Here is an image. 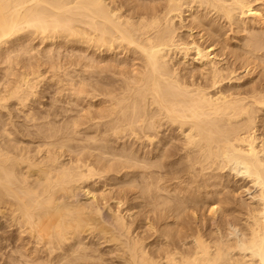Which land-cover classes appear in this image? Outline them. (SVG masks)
<instances>
[{
  "label": "bare ground",
  "instance_id": "obj_1",
  "mask_svg": "<svg viewBox=\"0 0 264 264\" xmlns=\"http://www.w3.org/2000/svg\"><path fill=\"white\" fill-rule=\"evenodd\" d=\"M34 33L104 52L61 63L43 47L67 106L30 107ZM121 52L139 65L118 68ZM0 65V107L21 113L1 111L0 215L42 244L31 262L107 264L97 238L122 264H264V0H0ZM239 180L233 228L226 207L214 231L193 225Z\"/></svg>",
  "mask_w": 264,
  "mask_h": 264
},
{
  "label": "rangeland",
  "instance_id": "obj_2",
  "mask_svg": "<svg viewBox=\"0 0 264 264\" xmlns=\"http://www.w3.org/2000/svg\"><path fill=\"white\" fill-rule=\"evenodd\" d=\"M260 2V1H259ZM258 2V3H259ZM228 33V32H227ZM40 35V34H39ZM28 37V36H27ZM27 37H25V38H22L21 40H20V43L21 44H24V42H25V44H26V42L27 41H29L30 42V45H33V49H34V57H36V60H34V57L32 56V57H30V62H32V64H34V63H37V61L39 60V63L41 64L42 63V66H41V70H42V72H43V76H44V80L45 81H41L43 84H42V87L40 88V86H41V83H39L40 85H39V87H38V85L36 86V89L38 90L39 88H40V90H38V92H37V98H35V100H36V103H35V100H33L32 101V103L30 104V107L32 108V110L34 111H38V110H40L41 108L42 109H46V108H48V106H50V104L51 103H54V104H59V106L58 107H60V106H67L68 104L65 102V100H67V98L65 97V96H63V95H61V94H59L58 93V91H57V88L55 87L56 86V83L54 82V81H52V79H55V76H53L54 78H52L51 76L53 75V73H54V71H51L52 69L51 68H49V67H47L48 66V62L49 61H45V62H42V61H44L45 59L43 58V56L42 57H40V54L41 55H44V54H46V53H50V51L52 50V53H50V55H52V54H54V55H52V58L53 59H55V60H57V58H59V57H56L55 55H59L60 54V58H61V60H60V58L57 60V61H59V62H61V63H63V62H66L67 60L68 61H71L70 59H72V61H73V59H76V57H77V59L80 57V59L82 60V58H83V61H86L87 59H88V57H84V55H87L88 53V55H93V57L95 58H98L97 59V62H98V64L99 65H103L104 64V61H106L107 62V60L105 59H100V58H104L105 57V55H103L104 54V52H98V50H97V52H94V51H96V50H94V51H92V49L90 48V47H87V44L85 45V43H82V42H79V43H74V42H71V44H76L77 46H75L74 45V48L76 49V48H78L77 50H71V53L69 52L70 50V48H71V44H70V42L68 41V43H67V41L65 40V38L66 37H64L63 38V36H62V38L59 36V37H56V38H48V42H46V40H47V38H44V40H42V38H41V36H38L37 34H32V36H31V38H30V40H32V41H30L29 39L27 40ZM51 39V40H50ZM54 39V40H53ZM60 39V40H59ZM24 40V41H23ZM40 40V41H39ZM18 42V43H17ZM16 43L17 44H19V41H17ZM16 43H14V44H16ZM35 43V44H34ZM58 45H57V44ZM24 44V45H25ZM29 44V43H28ZM60 44V45H59ZM64 44V45H63ZM82 44V45H81ZM62 45H63V47H62ZM69 45H70V47H69ZM36 46V47H35ZM46 46V47H45ZM47 46H51V48H50V50H48V47ZM55 46H56V48H57V50H56V48H55ZM59 46V47H58ZM43 47H45L46 48V53H45V48H43ZM66 47V48H65ZM82 47V48H81ZM37 50H36V49ZM56 50V52H55V50ZM63 49H65V50H63ZM82 49V50H81ZM91 49V50H90ZM39 50V51H38ZM60 50V51H59ZM68 50V51H67ZM62 51V52H61ZM67 51V52H66ZM73 51L75 52V55H73L74 53H73ZM78 51H80V53H78ZM33 52V51H32ZM36 52H38V53H36ZM84 52V53H83ZM92 52V53H91ZM48 53V54H49ZM63 53V54H62ZM66 53V54H65ZM87 53V54H86ZM94 53V54H93ZM98 53V54H97ZM107 55H108V53L107 52H105ZM39 54V55H38ZM70 54H71V56H70ZM82 54V55H81ZM84 54V55H83ZM98 56H97V55ZM129 54H130V57H129ZM35 55H38V57L37 56H35ZM61 55H62V57H61ZM79 57H78V56ZM106 55V56H107ZM113 56H112V58H113V61H115L114 63H117V67L119 68H123V66H124V68H131V67H134V66H137V65H139V60H137L136 61V58L135 59H132V60H130V58H132V54L131 53H127L126 54V56L123 54V52H121V53H118V55H117V53L116 54H112ZM124 55V56H123ZM75 57V58H74ZM85 58H87V59H85ZM96 58L95 59H92L91 61H89L90 63H92L93 62V64L94 63H96ZM32 59V60H31ZM79 59V60H80ZM128 59H129V61H128ZM88 60H90V58L88 59ZM87 60V61H88ZM34 61V62H33ZM63 61V62H62ZM120 61V62H119ZM122 61V62H121ZM124 61V62H123ZM24 62V61H23ZM130 62V63H129ZM22 63V62H21ZM102 63V64H101ZM23 64H25V62L23 63ZM129 64H131V66L129 65ZM18 65L20 66V64L18 63L16 66L17 67H15V69L16 70H20V68L22 67V66H20V67H18ZM1 66V65H0ZM44 70H43V69ZM44 72H45V74H44ZM59 73H61V72H59ZM245 72H243V73H241V75H242V77L241 78H243V79H240L241 80V82L242 81H245V79L247 78V77H249L250 78V74H249V76H247L246 74H244ZM47 74V75H46ZM246 75V76H245ZM252 75H254V74H252ZM243 76H245V77H243ZM248 78V79H249ZM48 79V80H47ZM51 79V80H50ZM248 79H246V81L248 80ZM254 81H255V78H254ZM47 82V83H46ZM49 82V83H48ZM54 82V83H53ZM50 86V87H49ZM56 89V90H55ZM54 91V92H53ZM39 94H41V95H39ZM38 95H39V97H38ZM52 95H54V96H52ZM58 96V97H56V96ZM48 96V97H47ZM35 97H36V95H35ZM44 97V98H43ZM50 97H51V99H50ZM58 98V100H55L54 102H53V98ZM39 99H40V101H39ZM41 99H43V100H41ZM59 99H61L60 100V102H59ZM65 99V100H64ZM48 100H49V103H48ZM62 100H63V103H62ZM11 101V102H10ZM58 101V102H57ZM14 101H12V100H9L8 101V107L6 108V109H10L11 111H12V108H14V105L12 104L11 105V103H13ZM40 102H43V103H41L40 104ZM9 103H10V105H9ZM38 103H39V105H38ZM36 106H35V105ZM61 104V105H60ZM47 105V106H46ZM11 106V107H10ZM44 106H45V108H44ZM72 107L73 108H77L76 106H74V105H72ZM37 108V109H36ZM0 116H1V114H2V116L4 115V118L2 117V119H5V116H6V109H4V108H1L0 107ZM1 111H2V113H1ZM14 116H16V118L18 119V121H20V117H19V115H21V113H19V111L17 112H15V108H14ZM16 113H18V114H16ZM17 115H18V117H17ZM236 178H238V177H236ZM240 181V180H239ZM239 181H236L235 183H234V185L236 186L235 187V193L234 192H232L231 194H236L237 196H235V195H232V201H233V203H232V201H231V198L228 200V202L225 204V205H223V204H221L220 206H222V208H221V210H220V212L218 211V212H216V214H214L215 216L213 217V216H211V217H213V218H210L209 216V214L207 213V211H205V214H204V211L202 212V211H200L199 213L197 212V217L193 220L194 221V224H193V222H192V224L193 225H200L206 232H209L208 231V228H209V230H212V231H214L215 230V225L221 220V217H223L224 216V218H225V215H223V214H225V212L227 213V216H226V219H224V220H221L220 222L221 223H219V224H221V225H223V224H225V223H228V224H225L226 226L225 227H227V228H233V225H234V217H232V216H230V212H231V209L232 210H237L238 208H240V206L242 207V206H244L245 205V203H248L247 202V199H248V201H250L249 199H250V191H248V190H244V189H246V188H244L245 186V183L244 182H242V181H240V182H242V184L241 183H239ZM101 183L100 182H98L97 183V185H100ZM240 186L241 185V187H238L237 188V186ZM107 187H104V190H103V194H105L106 193V191L105 190H107L106 189ZM240 188H241V191H239L240 190ZM77 190V189H76ZM105 192V193H104ZM238 192V193H237ZM78 193V194H77ZM107 194V193H106ZM231 194H230V196L229 197H231ZM79 195V196H78ZM75 196L77 197V198H79L80 199V201H86V196L84 195V193H82V191L81 190H79V188H78V191H75ZM233 196L235 197V199H237V200H235L234 198H233ZM237 197V198H236ZM249 197V198H248ZM85 198V199H84ZM98 200H97V203L99 204H101V200H100V198L98 197L97 198ZM135 201H136V199H135ZM242 201V202H241ZM245 201V203H243ZM110 202L112 203L113 201H111L110 200ZM109 202V203H110ZM234 202H237L236 204L234 203ZM239 202V203H238ZM229 203V204H228ZM230 203H231V205H230ZM228 204V205H227ZM233 204H235L236 206H237V208L235 207L234 209H233ZM238 204L240 205V206H238ZM227 205V206H226ZM229 205H230V209H229ZM224 207H226V211L223 213V209H224ZM99 208L101 209V211H100V214H101V216L103 217V218H106L108 215H109V211L107 210V208H105V207H102V204L101 205H99ZM227 210H229L230 212H227ZM133 211H134V213H135V211H139V208H138V210H137V208L135 209H133ZM132 211V212H133ZM233 212V211H232ZM231 212V213H232ZM203 213V214H202ZM198 214H200L199 216H198ZM207 214H208V216H207ZM220 214H222V215H220ZM233 214V216H235V217H237V215L236 214H238V212H236V214H234V213H232ZM231 214V215H232ZM135 215H139V212H137V214L135 213ZM135 215H134V217H135ZM136 216V224H138L139 222H141V221H138V219H139V217H137ZM141 216L142 215H140V219L139 220H141ZM192 216V215H191ZM205 216H206V218H205ZM2 218H4V217H2L1 215H0V264H32L34 261H36L37 262V260H39L40 258H44V256H45V253H44V250H43V248H42V244L41 243H39V242H36L35 240H33V238L32 237H30V235L26 232V231H22V229H21V227H19L18 226V228H17V225H15V224H10V222L8 221V220H6L5 218L3 219V222H2ZM199 219H201L202 220V222H201V220H199ZM205 219V220H204ZM212 219V220H211ZM198 220V221H197ZM204 220V221H203ZM214 220V221H213ZM222 221H223V224H222ZM225 221V222H224ZM200 222V224H198ZM217 222V223H216ZM196 223V224H195ZM203 223V225H201ZM230 223H232V224H230ZM140 224V223H139ZM214 226H213V225ZM9 226V227H8ZM15 226H16V228H15ZM148 226V225H147ZM232 226V227H231ZM5 227V228H4ZM14 227V228H13ZM145 227H146V225L143 227L144 229H145ZM205 227H206V229H205ZM211 227V228H210ZM143 228H142V231H143ZM148 228H149V226H148ZM21 230V232H20V230ZM15 230H18V231H15ZM203 230V231H204ZM9 231V232H8ZM146 232H147V229L145 230ZM145 231H143L142 232V236H143V234H144V238H146V240H147V242L151 239V237H149V239H147V235L150 233V231H151V229L149 228V230H148V232H147V234H146V232ZM141 234V233H140ZM145 235H146V237H145ZM4 240H2V239ZM32 238V239H31ZM30 239H31V241L32 242H30ZM87 239V241H88V239L89 238H86ZM85 239V240H86ZM20 241V242H19ZM89 241H92V243H95L94 245H96V248H98V250H99V252L101 253V256H102V258L103 259H106L107 260V262H109V263H107V264H122L123 263V261H121V260H123V257L125 256V253H123L122 255H123V257H121V254L120 253H118V252H116V251H111V253H110V251H108V249H109V247H110V243H108V242H102V239H98L97 240V238L96 239H89ZM6 242V243H5ZM101 242H102V244H101ZM146 242V241H145ZM38 245H37V244ZM21 244V245H20ZM40 244H41V246H40ZM14 245H17V246H14ZM29 245V246H28ZM38 246V247H37ZM98 246V247H97ZM3 247V248H2ZM21 247V248H20ZM28 247V248H27ZM1 249H2V251H1ZM9 249H11V250H9ZM19 251H18V250ZM40 249V250H39ZM17 250V251H16ZM36 250H38V252H36ZM103 250H104V253H103ZM16 251V252H15ZM102 251V252H101ZM22 252H23V255H22ZM40 252H41V255H40ZM109 254H108V253ZM1 253H2V255H1ZM19 253V255H17ZM31 253H32V256H31ZM20 254H21V256H20ZM30 256H29V255ZM37 254V255H36ZM11 255V256H10ZM119 257H118V256ZM9 256H10V258H9ZM108 256V257H107ZM112 256H113V258H112ZM19 257H20V259H19ZM27 257V258H26ZM37 257L39 258V259H37ZM121 257V258H120ZM6 258V259H5ZM30 258V259H29ZM3 259V260H2ZM31 259H32V261L33 262H31ZM115 259V260H114ZM5 260V261H4ZM27 260H29L28 262H27ZM114 260V261H113ZM18 261H20V263H18ZM25 261V262H24ZM84 261V262H83ZM95 261H96V259L94 260V259H92V262L93 263H95ZM80 262V264H92V262H91V259L90 260H82V261H79ZM113 262V263H112ZM34 264V263H33ZM70 264H75V263H70ZM77 264H79V263H77Z\"/></svg>",
  "mask_w": 264,
  "mask_h": 264
}]
</instances>
